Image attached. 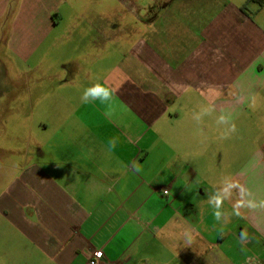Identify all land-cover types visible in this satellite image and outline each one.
I'll use <instances>...</instances> for the list:
<instances>
[{
    "label": "crops",
    "instance_id": "0c3cea01",
    "mask_svg": "<svg viewBox=\"0 0 264 264\" xmlns=\"http://www.w3.org/2000/svg\"><path fill=\"white\" fill-rule=\"evenodd\" d=\"M88 1L102 17L55 33V0H0L14 99L48 116L2 167L0 264H86L96 250L108 264H244L245 251L264 264V0H119L117 24L112 0ZM118 27L133 43L112 65ZM95 82L110 109L81 103Z\"/></svg>",
    "mask_w": 264,
    "mask_h": 264
},
{
    "label": "rangeland",
    "instance_id": "374dc122",
    "mask_svg": "<svg viewBox=\"0 0 264 264\" xmlns=\"http://www.w3.org/2000/svg\"><path fill=\"white\" fill-rule=\"evenodd\" d=\"M55 2H57L55 5L64 16L62 26L58 28L55 33L60 30L62 31L63 29V31L66 32V25L69 24L70 26L71 24H75L78 19H96L102 17L101 15L105 13V11L102 10L101 3H90L88 0H64L60 3L59 0H55ZM11 14L12 12L7 11L4 15V20L6 19V21L8 20L10 22ZM124 15L125 12L122 7H120L119 0H112V24L120 23L119 20L124 19ZM126 19L128 20L129 17L126 16ZM9 30L8 24L0 22V33H5V38L0 41V180L6 179L7 175L6 170H3L2 167L6 168L9 165L14 166L12 163L17 161V159L19 160V157L23 152L28 151L29 149L31 150L34 140L31 139V137L28 138L26 132L34 131L36 128V122L42 121L45 117H48L47 114H45L46 108L43 105L37 107L33 111L27 100L26 103L23 104V107L20 108L19 103L14 99L13 95L15 88L13 87V82H18V79L22 78L16 76L14 70L17 68V62L9 52V48L6 47V39L9 36ZM116 30L112 29V65L115 61H119L122 54L127 52L130 45L133 43V41L129 43L128 40L124 39L123 28L120 29V27H118ZM68 31H70V28ZM119 31L122 34H119ZM115 32L118 33L113 35ZM75 34L76 33L74 32V42L69 43L70 40L67 48V51L69 52L74 49L73 53H69L73 55V57H77L78 55V53L75 52V49L78 47V42L75 40L77 34ZM55 50L58 54H61L62 45L59 44ZM96 52V49L91 48L88 53L96 54ZM90 60L92 59L86 57L80 61H83L82 63L86 68L88 61ZM104 62L105 59H101L102 68ZM50 68L53 73L54 71L57 73L56 78H54L52 82L53 85H56L61 77V70L56 69L58 66L55 64L53 66L50 65ZM105 73L102 72L101 69V73L97 76V81L100 80ZM82 77H84L82 74L74 76V81H72V83H74V85L85 83V79L87 78ZM53 109L59 111V108L54 107ZM52 113L55 112L53 111ZM18 132L24 133L21 135ZM43 139L44 138H41V140ZM245 253V256L247 255V261L244 262V264H259L258 262H260V260L257 256H254V252L245 251ZM3 264H9V262ZM24 264L28 263L25 262Z\"/></svg>",
    "mask_w": 264,
    "mask_h": 264
},
{
    "label": "clouds",
    "instance_id": "9594fccd",
    "mask_svg": "<svg viewBox=\"0 0 264 264\" xmlns=\"http://www.w3.org/2000/svg\"><path fill=\"white\" fill-rule=\"evenodd\" d=\"M114 91L109 86L105 85L102 82H95L92 83L90 86L84 88L82 94H81V103L83 104H90L93 102H99L100 105L106 106L109 109L111 108V104L113 101ZM208 114L206 109H202L200 114L194 115V119L199 121L202 117V115ZM220 122H223L222 120ZM232 131H235V126H232ZM112 144H115V141H112ZM133 168L135 171H140V166L137 164L133 165ZM221 200L218 197L216 199V203L214 204V217L216 220L221 219V212L219 211V208L221 206ZM209 204H212V198H209Z\"/></svg>",
    "mask_w": 264,
    "mask_h": 264
},
{
    "label": "built area",
    "instance_id": "2783aa9c",
    "mask_svg": "<svg viewBox=\"0 0 264 264\" xmlns=\"http://www.w3.org/2000/svg\"><path fill=\"white\" fill-rule=\"evenodd\" d=\"M163 193L167 194V191H164ZM86 264H108V263L104 260L102 251L96 250L91 253Z\"/></svg>",
    "mask_w": 264,
    "mask_h": 264
},
{
    "label": "trees",
    "instance_id": "16d2710c",
    "mask_svg": "<svg viewBox=\"0 0 264 264\" xmlns=\"http://www.w3.org/2000/svg\"><path fill=\"white\" fill-rule=\"evenodd\" d=\"M247 1H248V2H251V1H252V2H253V1H254V2H258L259 4H261V3L263 2V0H247Z\"/></svg>",
    "mask_w": 264,
    "mask_h": 264
}]
</instances>
